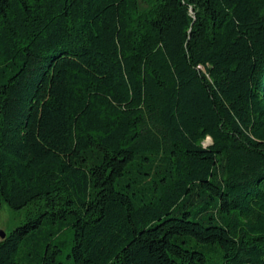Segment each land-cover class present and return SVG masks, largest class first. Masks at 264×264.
<instances>
[{"label": "trees", "instance_id": "1", "mask_svg": "<svg viewBox=\"0 0 264 264\" xmlns=\"http://www.w3.org/2000/svg\"><path fill=\"white\" fill-rule=\"evenodd\" d=\"M3 203L0 264H264V0H0Z\"/></svg>", "mask_w": 264, "mask_h": 264}, {"label": "rangeland", "instance_id": "2", "mask_svg": "<svg viewBox=\"0 0 264 264\" xmlns=\"http://www.w3.org/2000/svg\"><path fill=\"white\" fill-rule=\"evenodd\" d=\"M208 139L206 143H208ZM23 211L11 209L6 203L2 204L0 209V232L9 233L12 229L22 224ZM23 239L20 241V246L16 252V258L19 259L22 253Z\"/></svg>", "mask_w": 264, "mask_h": 264}, {"label": "water", "instance_id": "3", "mask_svg": "<svg viewBox=\"0 0 264 264\" xmlns=\"http://www.w3.org/2000/svg\"><path fill=\"white\" fill-rule=\"evenodd\" d=\"M6 233L4 232H0V237L3 238L5 236Z\"/></svg>", "mask_w": 264, "mask_h": 264}]
</instances>
